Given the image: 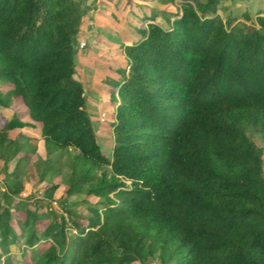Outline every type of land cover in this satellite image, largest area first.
Segmentation results:
<instances>
[{
	"label": "trees",
	"instance_id": "obj_1",
	"mask_svg": "<svg viewBox=\"0 0 264 264\" xmlns=\"http://www.w3.org/2000/svg\"><path fill=\"white\" fill-rule=\"evenodd\" d=\"M223 1L99 2L97 22L109 30L96 45L119 55L120 71L106 102L107 155L78 69L83 0H0V84L14 86H0L5 174L14 161L23 178L32 164L41 184L67 185L58 201L67 216L36 203L31 224L1 222L0 264L15 251L31 264H264V152L255 139L264 140V13L253 24L224 19ZM18 98L28 118L12 108ZM59 152L68 159L55 167ZM3 195L0 221L14 202L2 205ZM79 195L105 200L87 227L68 204ZM16 203L28 212L27 201Z\"/></svg>",
	"mask_w": 264,
	"mask_h": 264
},
{
	"label": "rangeland",
	"instance_id": "obj_2",
	"mask_svg": "<svg viewBox=\"0 0 264 264\" xmlns=\"http://www.w3.org/2000/svg\"><path fill=\"white\" fill-rule=\"evenodd\" d=\"M100 1L101 0H83L85 9L89 12V15L86 22V31L83 36L76 41V53L81 80L88 94V110L98 131L99 143L101 144L103 152L107 155H111L114 146L112 128V123L114 122V109L107 105L106 102L110 98L109 88L115 86L119 80L120 71H117L112 67L115 60H118L119 55L115 52H112L111 54L106 51L103 52L100 47L96 45L98 33L101 30H109L104 26L105 23L102 25L97 22L101 19L96 15L100 8ZM245 12L250 16L249 19L243 16ZM259 12L264 13V0H225L221 3L219 11L224 19H226L228 15H232L237 17L238 21L246 22L248 24L255 23ZM91 15L92 17H89ZM114 30L113 33L115 32ZM115 38L117 41H120V38ZM116 66L118 69L121 68V63L116 62ZM13 105L17 108L18 112L19 110L22 112L18 101ZM255 139L264 152V140L257 136ZM68 155V152H59L52 157L50 164L55 167L63 166L68 159ZM37 158L38 156H34V159ZM0 164L3 163L0 162ZM26 171L25 179L15 184V186H13V183L18 178V175L11 174L7 177L8 179L2 177L1 181L6 183V188L9 190H6L8 196L3 195L2 205L6 207L11 206L10 199H16L17 201L25 200L30 205L28 212H24L17 206L15 207L13 205V210L15 211L12 214H7V218H20L31 224L33 222V213L36 208V203L40 206L41 211H50L55 208L58 211V214H64L67 216V214L60 208L58 202L63 196V191L67 185L61 184L60 188L56 190L49 182L39 184L38 173H36V169L32 164L28 165ZM13 179L14 181H11ZM7 181H11L12 183H8ZM102 201L105 200L98 196L85 198L84 195H79L75 199H71L68 204L77 209V221L82 226L87 227L90 218L98 214V211H96L93 204L101 203ZM44 205L47 206L44 207ZM7 218L6 221L8 220ZM1 222H3V217L0 224ZM68 232L69 234H77L74 227H70ZM2 237L3 234L0 231V242L3 241ZM20 253L21 252L15 251V253L11 254V263L9 264H12V262L15 264L18 262H22V264H31L30 260L27 257H21ZM3 259L4 264H8L6 257ZM149 263L161 264L159 261L152 260H150Z\"/></svg>",
	"mask_w": 264,
	"mask_h": 264
},
{
	"label": "crops",
	"instance_id": "obj_3",
	"mask_svg": "<svg viewBox=\"0 0 264 264\" xmlns=\"http://www.w3.org/2000/svg\"><path fill=\"white\" fill-rule=\"evenodd\" d=\"M0 86H1V90L3 91V92H7V91H9L10 89H12L14 86H13V84H11V83H9V82H2L1 84H0ZM5 86H6V88H5ZM16 101H18V104L21 106V109H22V112L19 110V112L17 111V108L16 107H14V103L16 102ZM13 104H12V108L17 112V113H19L20 114V117H22V118H28L29 117V113H28V109H27V107H26V105L24 104V101L22 100V98H18V99H16L14 102H13ZM22 113V114H21ZM25 113V114H24ZM6 120H7V118L4 116V114L0 111V123H2V124H0V128H2L5 124H6ZM37 125H40V123H37ZM34 160H36V159H34ZM0 162H2L3 164H0V196H2L3 195V193L4 192H7V191H9L6 187H7V185H6V183L4 182V181H1L2 180V177L5 179V178H7V177H9L11 174H12V170H13V167H14V161H12V163L10 164V169H9V171H10V175L9 176H6V174H5V165H4V160H0ZM27 173V172H26ZM14 175H16V174H14ZM8 179V178H7ZM23 179H25V176L23 177V178H21V177H19L18 176V178L14 181V179L13 180H11V181H14V183H13V186H15V184H17L18 182H20V181H22ZM11 181H7L8 183H12ZM38 182H39V180H38ZM39 184H41L40 182H39ZM11 185V184H10ZM7 190V191H6ZM17 202V200L15 199L14 200V202L12 203V209H10L11 211H10V213L9 212H7V214H12L15 210H13V208H14V206L16 207L18 204L16 203ZM14 205V206H13ZM18 207V206H17ZM19 208V207H18ZM7 214L5 213L4 214V217H3V222L4 223H6V218H7ZM8 219V218H7ZM2 245V242H0V246ZM13 253H15V252H12V254Z\"/></svg>",
	"mask_w": 264,
	"mask_h": 264
}]
</instances>
